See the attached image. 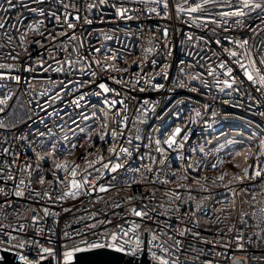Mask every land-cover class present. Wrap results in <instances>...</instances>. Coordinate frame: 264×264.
<instances>
[{"label": "built area", "instance_id": "built-area-1", "mask_svg": "<svg viewBox=\"0 0 264 264\" xmlns=\"http://www.w3.org/2000/svg\"><path fill=\"white\" fill-rule=\"evenodd\" d=\"M164 2L11 0L9 7L0 0V250L21 253L32 264L41 256L62 263L65 244L96 242L102 246L84 251L120 252L107 247L109 234H119L117 225L127 228L125 221H141L130 211L135 207L153 217L139 230L144 242L147 232L149 264H156L147 251L150 232L154 244L169 249L153 251L178 264H264V86L255 71L264 72V0H250L248 8L243 0H167V9ZM195 3L202 8L189 14ZM256 3L261 7H252ZM236 8L246 15H219ZM49 11L61 16L59 24ZM244 39L247 45L235 43ZM204 56L216 74H208ZM233 77L231 87L223 84ZM105 99L123 103L110 108ZM176 127L181 133L169 148L164 140ZM109 161L123 166L103 168ZM86 174L88 184L73 188ZM69 190L79 194L64 196Z\"/></svg>", "mask_w": 264, "mask_h": 264}, {"label": "snow or ice", "instance_id": "snow-or-ice-1", "mask_svg": "<svg viewBox=\"0 0 264 264\" xmlns=\"http://www.w3.org/2000/svg\"><path fill=\"white\" fill-rule=\"evenodd\" d=\"M60 3H63V0H59ZM101 3H104V0H100ZM207 2H210V3H217V0H207ZM8 3H9V7H12V3H11V0H8ZM243 4H244V7L245 8H248L249 7V4H250V0H243ZM70 5L69 4H64V8L67 9ZM72 7H75V5H71ZM164 7L165 9L168 8V3H167V0H165L164 2ZM231 7V6H229ZM252 7L254 8H260L261 5L256 3V4H253ZM202 8V5L200 3H195L194 7H190L189 9H187V11L190 13L192 12H196L197 10L201 9ZM249 10L251 11V8H249ZM118 14H123V10H118ZM41 15H43V12H41ZM49 16L53 17L54 20L56 21L57 24H59V22L61 21V16L60 15H57L55 12H52V11H49L48 13ZM219 15L221 16H232V15H236V16H240V17H243L246 15V13L244 11H242L240 8H236L234 12H221L219 13ZM67 17H68V13L65 12V16H64V19L67 21ZM199 18V17H197ZM75 19H79V15H77L75 17ZM89 23L91 21H88ZM19 23V21H18ZM237 24H241V21L240 20H237L236 21ZM74 25L73 23L69 22L68 23V27L69 28H72ZM4 27V24L3 23H0V28H3ZM166 32L167 30H165V35H166ZM63 34V33H61ZM41 35H43V33H41ZM49 37H51L52 39H55V36L49 32L48 33ZM73 38H74V34H73ZM12 37H8V40L11 41ZM230 39V38H229ZM21 40H23V36L21 37ZM36 43H41V41H36ZM220 40H216V44H220ZM236 44H243V45H247L248 41L247 39H244L242 41H235ZM227 51V49H225ZM95 52H99L100 50L99 49H94ZM231 55H235V53H230ZM242 55H246L248 57V60H249V64L250 66H255V59L252 58L251 56V53L250 52H246ZM114 58V57H113ZM202 59L204 60H207L208 63H209V67H208V74L209 75H214L216 74L214 72V69L213 67L211 66V60H210V57H207V56H204V57H201ZM240 57L237 58V60L235 61L236 63H240ZM259 61L262 65H264V54H261L259 56ZM153 63H156L155 60L152 61ZM40 63H43V61H40ZM70 63V62H69ZM97 63H99V61H97ZM219 68L221 69H224V72L222 73L225 77H228L230 76L231 72H232V69L231 68H228L226 67L225 65V62L224 61H220L219 63ZM241 68L244 70V73L245 75L247 76V79L249 81H254L255 78L252 74V72H250L248 70V68H245L244 64H240ZM8 67H11V65H9ZM167 66L166 65H163L162 66V71L164 68H166ZM56 71H62V68H57L55 69ZM181 71H183V69H181ZM256 71V74L257 76L259 77L258 79V83L261 85V86H264V72H262L259 68H256L255 69ZM2 75V74H0ZM92 75H95V73L93 72ZM165 77H166V73H165ZM16 80H19L20 77L19 76H16L15 77ZM235 78L233 77L231 80L229 79H224L223 80V84L224 85H227L228 87H231L232 86V83L234 82ZM146 83H151V80H146ZM217 85L219 86L220 84V81L217 80L216 81ZM99 87L101 89H103V92L104 93H107L110 91V89L106 86V84L104 83H101L99 85ZM155 87L159 88V87H162V85L160 84H156ZM144 89L141 88V91H143ZM112 91H115L114 89ZM97 95H102V93H97ZM79 99H83V97L81 96ZM4 101H0V103H3ZM73 103H76V101H73ZM104 104H107L110 108L111 107H115V105L117 103H123L122 101H117L115 99L109 101L108 99H105L103 101ZM77 106H79L77 104ZM0 111H2V109H0ZM115 115H120V111L117 110V112L115 113ZM197 115H199L197 113ZM85 119H87V117H85ZM127 117L124 116L120 123L123 125L124 124V121H126ZM104 127H106V123L104 124ZM181 133V128L180 127H176L175 130H174V133L172 135H169L167 137L166 140H164V143L168 145L169 148L172 147L173 144L176 143V135H179ZM113 137H116L117 133L116 131L114 130L113 133H112ZM140 137L137 136L136 139H139ZM101 140L104 139V136L101 135L100 137ZM188 139V136L187 134H185L184 136L181 137V140H187ZM129 143H131V141L129 140ZM156 144L157 145H160L161 144V141L159 139L156 140ZM72 147H75V145H72ZM179 147H183L182 144L179 145ZM110 151H114V149H110ZM157 151H161L163 152L164 149L163 148H158ZM5 152H7V149H5ZM121 152L123 153H126L128 155H130V152L127 148H121ZM101 159H103V157H101ZM109 164H111V168H110V171H116V169L122 167L123 165L119 162L117 163H112L111 161H109L107 164H104L103 165V168H109ZM57 168L60 167V165H56ZM78 167V166H77ZM191 167V165H190ZM213 167H215V165H213ZM0 171H2V169H0ZM99 171V170H97ZM246 172V170H245ZM73 176L76 175V172L75 170L73 169L72 170V173H71ZM260 172H256L254 173V175H259ZM53 175L56 177V181L57 182H60V183H63L64 181L58 176L56 175L55 173H53ZM220 180L223 179V175H221L219 177ZM41 180V183L44 182V178L41 177L40 178ZM21 183H23V181H21ZM72 187L75 188V189H79L80 187V183H83V184H88V174H86L83 178H82V181L81 182H77L76 180H73L72 182ZM108 187H111V185H108ZM99 190L100 191H106V186L105 185H99ZM0 191H3V189H0ZM78 191H71L69 190L68 192H65L64 193V196H72L73 198H75L77 195H78ZM15 195L17 196H22L23 193L19 190H16L15 192ZM44 195H48V193H44ZM64 197L61 196V197H58V199H63ZM177 198L178 197V194H177ZM131 199V197L129 198ZM115 207H119V204L115 205ZM179 208V205H177V209ZM47 212V209L45 210ZM131 213L137 217H141V221L140 222H136V221H125V225H128L127 228L124 227V225H117V227L120 229V232L119 234L117 232H111L109 234V238L111 239V241L113 243H110L107 245V247H110V248H115L116 250L120 251V252H127V253H130L132 254L133 256H135L136 254L138 253H142L144 251V248H145V242L144 240L141 239L140 237V234H139V230L141 228V223L143 222V219L144 218H147V219H153V217H150L148 216V213L145 212L143 209H137L135 207H132L130 209ZM264 211V210H262ZM126 213H114V215H125ZM253 215H255V213H253ZM33 219L35 220L36 217H33ZM102 222H105V223H111V221L109 220H105V221H102ZM94 225H86V227H93ZM160 231H163V229H160ZM131 233V235H129ZM78 234V233H77ZM181 235H183V233L181 232L180 233ZM64 236L65 237H68L69 236V233L65 232L64 233ZM125 237H127V239H125ZM171 239V237H169ZM241 237H237V239H240ZM157 239V236L155 235L154 232H150V238L147 239V251L148 253L151 255L152 257V260L154 262H156V264H178V258L177 259H170V258H165L164 256H158L157 253L155 251H153V248L155 247H160L161 250L163 252H169V249L167 248H164L163 245H156L154 244V241ZM0 243H4L2 241H0ZM83 243V242H82ZM180 241L179 240H176L174 245L172 247L176 248L177 246L180 245ZM102 245H99L98 243L96 242H93V243H90V244H86L85 247H81L80 245H76V246H73L71 247L70 249L68 248V245L65 244L64 245V248H65V251L62 253V264H72V262L76 259L75 257V254L78 253V252H81V251H84L85 249H91V248H96V247H100ZM240 247H242V245H239ZM20 248H23L25 247V245L22 243L19 245ZM178 250V248H177ZM43 252L45 253H49L53 256H55V252L52 248H43L42 249ZM18 256V259L19 261H22L23 264H32V262L30 261V259L21 254V253H18L17 254ZM169 256H171V254H169ZM40 259H44L43 256L40 257ZM206 264H211V262H206Z\"/></svg>", "mask_w": 264, "mask_h": 264}, {"label": "water", "instance_id": "water-1", "mask_svg": "<svg viewBox=\"0 0 264 264\" xmlns=\"http://www.w3.org/2000/svg\"><path fill=\"white\" fill-rule=\"evenodd\" d=\"M147 232L145 233V246H146ZM2 261L0 264H23L16 261L17 255L0 250ZM76 259L72 264H149V260L146 259L145 248L142 252L141 258H134L131 256H125L117 251H113L107 248H98L75 254ZM39 264H52L51 257L43 259ZM62 264V263H57ZM152 264H155L152 262Z\"/></svg>", "mask_w": 264, "mask_h": 264}]
</instances>
